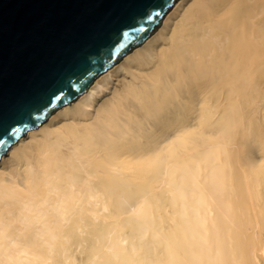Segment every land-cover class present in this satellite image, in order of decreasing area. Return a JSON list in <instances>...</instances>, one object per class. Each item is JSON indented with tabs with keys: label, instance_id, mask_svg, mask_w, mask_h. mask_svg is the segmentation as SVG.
Masks as SVG:
<instances>
[{
	"label": "bare ground",
	"instance_id": "6f19581e",
	"mask_svg": "<svg viewBox=\"0 0 264 264\" xmlns=\"http://www.w3.org/2000/svg\"><path fill=\"white\" fill-rule=\"evenodd\" d=\"M0 264H264V0H177L12 144Z\"/></svg>",
	"mask_w": 264,
	"mask_h": 264
},
{
	"label": "water",
	"instance_id": "95a60500",
	"mask_svg": "<svg viewBox=\"0 0 264 264\" xmlns=\"http://www.w3.org/2000/svg\"><path fill=\"white\" fill-rule=\"evenodd\" d=\"M177 0H0V158L140 46Z\"/></svg>",
	"mask_w": 264,
	"mask_h": 264
}]
</instances>
